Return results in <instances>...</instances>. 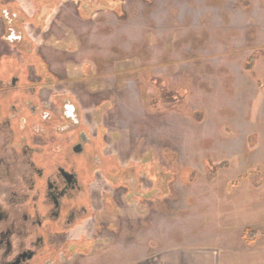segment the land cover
Listing matches in <instances>:
<instances>
[{
  "label": "rangeland",
  "instance_id": "rangeland-1",
  "mask_svg": "<svg viewBox=\"0 0 264 264\" xmlns=\"http://www.w3.org/2000/svg\"><path fill=\"white\" fill-rule=\"evenodd\" d=\"M4 2L30 18L23 28L33 51L91 134L100 128L104 154L140 172L131 194L98 175L95 206L114 196L118 230H107L113 221L102 211L98 239L90 241L94 220L74 231L92 247L65 264H127L195 241L234 246L247 227L264 235V0H119V11L79 10L75 0ZM3 29L0 18V47ZM257 51L253 77L246 65ZM152 78L185 89V99L167 104ZM207 161L227 167L212 173Z\"/></svg>",
  "mask_w": 264,
  "mask_h": 264
},
{
  "label": "flooded vegetation",
  "instance_id": "flooded-vegetation-1",
  "mask_svg": "<svg viewBox=\"0 0 264 264\" xmlns=\"http://www.w3.org/2000/svg\"><path fill=\"white\" fill-rule=\"evenodd\" d=\"M4 1L10 7L0 17L5 44L0 47V264H65L75 251L83 253L98 239L104 229L98 221L102 211L110 212L113 221L107 230H118L114 196L102 210L95 206L98 175L114 189L124 187L131 194L140 189V172L135 165L120 168L115 158L104 154L100 128L93 136L72 95L55 90L57 79L33 51L18 3ZM75 1L85 11L120 4ZM55 9L53 4L44 8L48 13ZM34 59L42 69L33 65ZM153 172L158 188L157 166ZM105 197L102 193L101 201ZM91 220L96 229L91 242L85 232L73 239L72 233Z\"/></svg>",
  "mask_w": 264,
  "mask_h": 264
},
{
  "label": "crops",
  "instance_id": "crops-1",
  "mask_svg": "<svg viewBox=\"0 0 264 264\" xmlns=\"http://www.w3.org/2000/svg\"><path fill=\"white\" fill-rule=\"evenodd\" d=\"M203 242L195 241L190 247L127 264H264V235H260L253 245L247 244L245 240L234 246Z\"/></svg>",
  "mask_w": 264,
  "mask_h": 264
},
{
  "label": "trees",
  "instance_id": "trees-1",
  "mask_svg": "<svg viewBox=\"0 0 264 264\" xmlns=\"http://www.w3.org/2000/svg\"><path fill=\"white\" fill-rule=\"evenodd\" d=\"M2 1H4V0H0V17H1L2 10L10 7L9 4L3 5ZM77 1H79V0H77ZM100 1L102 2V0H100ZM117 1H119V0H115V1L110 0V2H117ZM105 2L103 1V4L106 5ZM14 7L17 8L18 6L15 4ZM120 7L121 6L119 5L116 9H114V11L115 10L119 11ZM20 12H21V10H20ZM21 14L24 15V22L26 20H30L27 15L25 16L24 12H21ZM262 57H263L262 52L257 51L249 58V60L247 62L246 67L250 71V73L253 77H256L254 70L256 68L257 63L262 59ZM151 81H152L153 85L160 91V94H161L160 97L162 99H164L167 104H175L176 102H180L181 100L183 101V99H185V97L187 95V91L185 89H176L174 91H170L167 83L162 79L152 78ZM259 86L262 89H264V85L262 83H259ZM206 165L212 173H215L216 171L220 170L221 168L227 167L226 164L215 165L211 161H207ZM153 170L156 173V166L155 165H153ZM259 236H260L259 232L254 230V229H251V228H246L244 231V234H243L245 242L249 245H253L257 241Z\"/></svg>",
  "mask_w": 264,
  "mask_h": 264
}]
</instances>
